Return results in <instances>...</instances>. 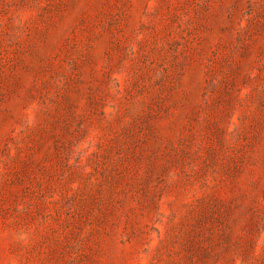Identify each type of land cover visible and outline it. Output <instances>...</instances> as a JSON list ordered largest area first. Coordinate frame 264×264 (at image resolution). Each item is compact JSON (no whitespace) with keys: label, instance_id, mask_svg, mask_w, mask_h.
Listing matches in <instances>:
<instances>
[{"label":"rangeland","instance_id":"obj_1","mask_svg":"<svg viewBox=\"0 0 264 264\" xmlns=\"http://www.w3.org/2000/svg\"><path fill=\"white\" fill-rule=\"evenodd\" d=\"M0 264H264V0H0Z\"/></svg>","mask_w":264,"mask_h":264}]
</instances>
